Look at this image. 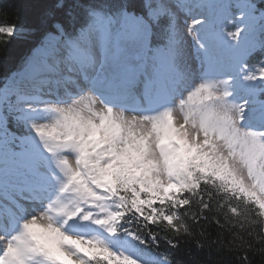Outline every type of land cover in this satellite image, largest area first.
Returning a JSON list of instances; mask_svg holds the SVG:
<instances>
[{"label": "snow or ice", "instance_id": "obj_1", "mask_svg": "<svg viewBox=\"0 0 264 264\" xmlns=\"http://www.w3.org/2000/svg\"><path fill=\"white\" fill-rule=\"evenodd\" d=\"M41 25L0 23L35 41L0 81V264H264V0H56Z\"/></svg>", "mask_w": 264, "mask_h": 264}, {"label": "trees", "instance_id": "obj_2", "mask_svg": "<svg viewBox=\"0 0 264 264\" xmlns=\"http://www.w3.org/2000/svg\"><path fill=\"white\" fill-rule=\"evenodd\" d=\"M55 2L56 0H0V23L15 24L19 27L30 26L38 32L42 27V11L54 5ZM67 2L71 3L72 0ZM82 2H88V0H82ZM34 42V39H12L8 44L0 41V81L19 66L22 59L29 54ZM209 232L211 238L215 239L217 234L215 225L209 229ZM189 248L191 254H189ZM178 257L185 261V264H217L218 261L215 251L209 258L207 249L198 252L194 246H185L178 253ZM255 261L256 264H261V257L257 255Z\"/></svg>", "mask_w": 264, "mask_h": 264}]
</instances>
